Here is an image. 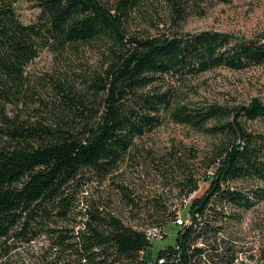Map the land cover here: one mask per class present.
<instances>
[{
	"label": "trees",
	"instance_id": "obj_1",
	"mask_svg": "<svg viewBox=\"0 0 264 264\" xmlns=\"http://www.w3.org/2000/svg\"><path fill=\"white\" fill-rule=\"evenodd\" d=\"M17 1L0 0V264L39 239L46 242L42 264H149L145 229L126 224L111 202L78 208V187L122 175L136 159V140L166 118L219 142L205 158L213 168L203 175L207 188L187 205L190 223L155 264H242L240 226L264 200V133L245 124L264 119V98L194 100L192 82L218 67L264 63V28L251 36L182 32L188 15L203 13L204 0H155L165 8L156 20L141 10L152 0H36L35 21L25 24ZM135 17L149 29L135 28ZM85 44L97 48L95 68L34 82L26 75L40 50L68 57ZM162 159V180L173 182L182 201L197 189L198 175L178 152ZM115 188L129 217L143 215L149 226L163 228L177 214L163 190L150 196L122 182Z\"/></svg>",
	"mask_w": 264,
	"mask_h": 264
},
{
	"label": "rangeland",
	"instance_id": "obj_2",
	"mask_svg": "<svg viewBox=\"0 0 264 264\" xmlns=\"http://www.w3.org/2000/svg\"><path fill=\"white\" fill-rule=\"evenodd\" d=\"M212 2L204 0L201 3L202 14L188 15L180 24L182 32L214 29L251 36L256 35L264 28V0ZM35 4L36 0H18L16 2V12L21 22L28 24L35 21L39 12V8ZM141 10L152 15L155 20L165 13L162 4L155 0H152L149 5H143ZM133 25L137 29H149V24L140 20L139 17H135ZM151 32L155 31L151 30ZM65 54H68V57L55 54L46 48L40 50L38 56L26 67V75L34 82L49 77H61L65 71L72 72V70L86 67L95 68L98 65L99 55L94 45H80L76 51ZM192 84L196 89V93L191 94V98L194 100L235 105L248 102L253 97L264 98V63L241 70L225 67L211 69L196 77ZM245 125L250 131L264 133V119L247 121ZM218 142L219 136L217 135L206 133L202 129L192 128L189 125L175 123L166 118L161 125L136 140L133 148L136 159L122 166L124 172L120 176L113 177L114 183L112 179L102 184L97 183L94 179L86 181V183L81 182L78 187L80 197L78 208L83 210L86 203L91 200L99 203L111 202L115 213L126 224L138 229H146L150 225L149 219L140 214L135 218L129 217L128 210L118 200L115 185L122 182L130 186L132 190L141 191L150 196L154 192L163 190L169 209L178 207L176 216L186 218L190 199L188 200V196H186L185 201H181V196L177 195L178 188L173 186V182L162 180L164 178L160 174L164 168L162 157L166 152H178L187 160L189 169L198 175V187L193 191L194 196H197L207 188L208 184L203 175L209 173L213 168H205V158L214 144ZM151 158L157 161L152 162ZM170 169L174 171V168ZM175 170L173 173L180 174L181 169ZM239 184L233 185L241 186ZM178 229L179 227L173 222L166 223L163 226V234L159 238L150 240V244L144 251L145 259L147 261L154 259L161 250L173 246L176 243ZM240 231L243 236L242 264H264V200L257 202L253 210L244 215ZM45 245L46 242L39 239L29 245L18 247L11 252L8 262L4 264H42L40 252L44 251ZM250 254H253L254 257L250 258Z\"/></svg>",
	"mask_w": 264,
	"mask_h": 264
},
{
	"label": "built area",
	"instance_id": "obj_3",
	"mask_svg": "<svg viewBox=\"0 0 264 264\" xmlns=\"http://www.w3.org/2000/svg\"><path fill=\"white\" fill-rule=\"evenodd\" d=\"M187 196H188V200L189 199L191 200L194 197V194H193V192H191ZM184 198H183V200L185 201ZM172 222L174 224H176L179 228H181V227H184L185 225L189 224L190 223V219H189L188 216L186 218H180L178 216H175L174 219L172 220ZM144 231H145V235H146V237L148 238L149 241L151 239H153V238H159L161 236V234H163V232H164L163 228L158 227V226H149ZM142 253L144 255V251ZM154 260L155 259H151V260L147 261V263L155 264V261H157V263H161L163 261V258L159 257L155 261Z\"/></svg>",
	"mask_w": 264,
	"mask_h": 264
}]
</instances>
